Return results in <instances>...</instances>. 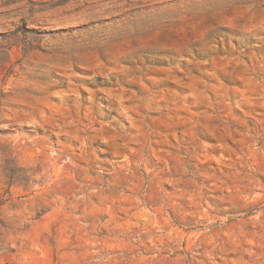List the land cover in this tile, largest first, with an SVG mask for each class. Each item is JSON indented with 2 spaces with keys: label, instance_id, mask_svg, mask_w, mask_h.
<instances>
[{
  "label": "rangeland",
  "instance_id": "obj_1",
  "mask_svg": "<svg viewBox=\"0 0 264 264\" xmlns=\"http://www.w3.org/2000/svg\"><path fill=\"white\" fill-rule=\"evenodd\" d=\"M0 264H264V0H0Z\"/></svg>",
  "mask_w": 264,
  "mask_h": 264
},
{
  "label": "trees",
  "instance_id": "obj_2",
  "mask_svg": "<svg viewBox=\"0 0 264 264\" xmlns=\"http://www.w3.org/2000/svg\"><path fill=\"white\" fill-rule=\"evenodd\" d=\"M0 205H1V203H0ZM3 229H6V226L4 224H2V222L0 221V237L2 236L1 231ZM0 251H4L5 253L11 252L9 246L5 245L3 240H1V238H0Z\"/></svg>",
  "mask_w": 264,
  "mask_h": 264
}]
</instances>
